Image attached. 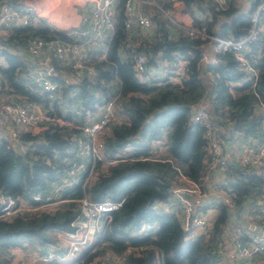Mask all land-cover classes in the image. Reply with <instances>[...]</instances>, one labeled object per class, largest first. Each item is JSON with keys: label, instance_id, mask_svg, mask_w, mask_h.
I'll use <instances>...</instances> for the list:
<instances>
[{"label": "trees", "instance_id": "1", "mask_svg": "<svg viewBox=\"0 0 264 264\" xmlns=\"http://www.w3.org/2000/svg\"><path fill=\"white\" fill-rule=\"evenodd\" d=\"M156 1L163 8L171 7L170 0ZM180 1L186 12L194 7L206 13L204 20L193 19V26H202L205 32L215 36L237 39L247 33L252 14L261 0H244L247 3L245 10L239 9L240 0H226L222 7H218L215 0ZM3 3L16 6L14 0H0V5ZM122 3L123 0H118L116 5L114 33L104 43L107 48L105 59L97 60L100 49H90L86 64L92 65L93 74L78 83L81 85L78 86L81 107H88L97 100L94 92L101 95V100L119 93L120 98L114 107L116 118L108 122L100 149L101 156L106 160L117 154L116 161L105 164L103 160L96 159L88 181L83 183L89 165L88 161H84L86 165L78 175L77 182L65 186L60 192L63 200L57 201L49 209L20 210L4 216L0 208V264H9L12 248L44 255L49 245L58 242L57 233L74 229V219L79 212L77 200L83 196L95 201L122 198V202L110 213L109 221L97 233L96 249L89 251L90 247L85 248L75 259L78 260L77 264H92L96 256L119 255L126 246L139 244L146 246V249L138 254L129 252L124 264H154L156 258L160 264H221L215 253V237L226 220L222 204L218 205L217 215L207 235L195 237L185 236L172 213L155 210L152 206L155 201L168 196L171 181L177 174H183L195 182L201 181L206 166L203 163L205 141L201 127L189 121L191 110L198 103H206L204 108L216 125L224 127L229 123L232 132L260 136L261 112L255 108L256 105L264 108V9L257 16L258 22H262V30L251 43L247 54L256 77L245 79L230 53L214 54V64L201 61L200 52L207 48L206 45L210 46L209 41L173 29L157 8L151 11L155 22L153 36L144 37L145 42L137 38L140 44L124 47V53L128 56L121 58L118 49L127 37L122 26ZM8 31L7 35L0 37V55L6 63L4 67L0 66V77L14 96L10 99L25 106L44 102L42 95L48 94V91L41 90L43 94L38 97L21 83L18 70L23 68L22 63L7 49L23 47L32 38H40L46 43L50 40L74 42L75 37L45 25L42 20L35 26L9 25ZM260 48L262 51L259 53ZM136 53H143L146 62L147 56L151 62L158 55L159 59L166 60L171 66L178 60L177 53L186 62L185 76L176 83L158 80L140 82L134 78L131 69V55ZM56 59L61 68L69 66ZM207 71L210 75L205 76ZM48 77L51 78V75ZM110 79L117 82L118 90L115 92L114 86L107 84ZM229 81H239L240 84L230 86ZM122 115L126 117L125 122L117 118ZM48 120H42L46 121L42 123L45 128L37 134L18 133L16 138L23 146L22 151L0 138V194L11 197L15 204L26 201L38 205L41 200H32V194L39 193L42 199L47 192L50 193L52 184L58 183L71 160H84L75 156L74 150L77 141L82 145L88 143L85 133L80 128L66 127ZM154 140L163 141L165 154L157 157L150 155ZM226 167L236 174L230 186L237 205L249 198L254 188L257 190L264 183L261 177L246 172L244 167L233 163L226 164ZM53 263L67 262L53 258L47 264Z\"/></svg>", "mask_w": 264, "mask_h": 264}, {"label": "built area", "instance_id": "2", "mask_svg": "<svg viewBox=\"0 0 264 264\" xmlns=\"http://www.w3.org/2000/svg\"><path fill=\"white\" fill-rule=\"evenodd\" d=\"M14 1L15 7L5 3L0 5V29L6 30L14 21L20 25H34L37 22L36 16L25 11L23 5H19L17 0ZM170 1L171 7L163 8L156 0H123L122 26L127 32V37L124 39L123 46L118 49L121 58L128 56L127 53H124V47L132 45L130 38L138 34L136 30L143 33L144 37L152 36L154 21L151 11L153 8H157L160 14L172 24L173 29H177L184 35L209 41L212 52L209 54L205 50L201 51L199 58L201 61L214 64L216 62L214 54L230 53L236 60V66L243 71L245 79L256 77V71L252 68L247 54L251 43L262 30V22H258L257 16L264 9V0H261L255 7L247 33L237 39L215 36L205 32L202 26L197 28L192 23L178 20L174 16V2L177 0ZM117 2L118 0L93 1L90 12L81 17L82 22H86L92 27L89 39H83L89 35L88 32L78 31L74 32V42L50 40L45 43L40 38H32L28 41L25 45L28 55L37 58L42 54L44 56L41 62L34 66L36 72L34 80L39 83L42 91H48V94L52 95L57 90L56 84L48 77L52 70L45 63V58L61 59L66 65H69L71 72L76 76L85 74L90 77L93 74L92 67L86 64L89 61L88 51L92 48L100 49L98 57L105 59L107 48H105L103 37L104 34H107L106 39H109L114 32ZM215 2L218 7H222L226 0H215ZM261 51L262 48H260L259 53ZM66 55H74L75 57L70 58ZM175 55L180 57L177 53ZM131 58L134 78L140 82L153 81L146 74V56L143 53H136L131 55ZM160 61L169 72L174 71L166 60L157 59L155 63ZM118 94L114 93L103 100L95 112L94 118L88 123L74 126L80 128L88 137L87 144L82 145L80 141H77L76 151L74 150L75 156L77 155L80 159L82 157L88 158V174L83 183L88 181L89 173L96 159L103 160L105 164H113L116 161L117 154L106 160L101 156L100 149L102 147V135L108 130V122L116 118L114 107L117 105L116 100L120 98ZM256 109L261 112L260 136L244 135L235 131L233 140L224 142L221 138L224 128L213 122L212 116L204 106L198 103L192 108L189 121L201 127V135L205 141L203 163L206 166L201 181L195 182L183 174H177L171 181L168 196L164 200L155 201L152 206L155 210H161L166 206L172 207L173 211L168 210L176 217L180 228L186 233L185 236L195 237L200 233H208L215 220L216 216L207 215L205 209L212 207L218 212V205L222 204L226 212V220L215 237V253L218 255L221 264H264V183L257 190L254 188L251 196L242 200L239 205L233 199V192L232 195L225 194L216 202L211 203L210 206L198 203L199 196L206 192L204 186L208 185L209 171L216 169L221 173L228 163L244 167L246 172L257 175L264 181V108L257 105ZM0 116L6 121L15 123L16 126L37 130L41 128L40 122L42 120L51 119L45 114H38L31 105L25 106L13 99H7V101L0 99ZM8 134L11 138L18 136L16 129L10 130ZM71 135L76 136L75 134ZM84 165H86L84 161L71 160L65 167L58 183L52 184L53 188L50 193L47 192L42 199L39 193L32 194V200L37 202L41 200L38 205L34 206L26 203V201L15 204L11 197L0 194V203L2 204L0 208L3 210V215L9 216L20 210L49 209L57 201L63 200L60 196L61 190L65 186L77 182V177L82 173ZM77 201L79 212L74 219V229L62 233L63 241L60 247L62 253L51 248L44 255L31 256L27 260V264H47L53 258L67 261L78 257L87 247H90L89 251L95 250L98 246L95 245L97 233L109 221L110 213L120 206L122 198L95 201L88 200L83 196ZM145 249L146 246L144 245H128L119 255L96 256L91 263L124 264L125 256L129 252L138 254ZM77 263L78 260L74 262V264ZM154 264H160L159 260L157 259Z\"/></svg>", "mask_w": 264, "mask_h": 264}, {"label": "crops", "instance_id": "3", "mask_svg": "<svg viewBox=\"0 0 264 264\" xmlns=\"http://www.w3.org/2000/svg\"><path fill=\"white\" fill-rule=\"evenodd\" d=\"M17 1L19 2V5H23V8L25 9V11L37 17L36 24L38 23L39 20H42V22L45 25L52 27L54 29L61 30L65 32L66 34L72 35V36H74L75 34L74 32L86 31L89 33V35H87V37L83 39L90 38V32L92 31V27L88 23L82 22L81 17L83 15H87V13L90 12L94 0H17ZM243 2L246 3L244 0ZM240 7L242 6L239 5V8ZM174 16L180 21L189 22V23H192L193 19H197V20L206 19V13L204 12L203 9H199V8L195 9L193 7L192 9H190L189 12L184 11L180 0H177L174 2ZM36 24L32 26H35ZM11 25L20 26V24L17 21H14L13 23H11ZM152 27L155 28L153 25ZM8 33H9L8 28L6 30L0 29V37L5 36ZM106 37H107V34H104L103 39L106 40ZM136 37L139 38L140 41L142 40L138 36V34L136 35ZM206 46L207 48L205 50L208 53H211L212 52L211 47L208 45ZM81 50L83 51L82 46H81ZM7 51L17 56L22 63L23 68L18 70L20 71L18 75V79L21 81V83L24 86H26L30 91L35 93L36 96L42 95L43 93L41 92V87L39 83L34 80L35 73H36L34 71V66L37 63H40L41 59H43L44 56H42V58L31 57L30 55H28L25 49V46L23 47L13 46V48L8 47ZM66 56L70 58L75 57L74 55L73 56L66 55ZM180 57L176 56V59L178 60H176L174 66L171 67L174 70L171 72H169L168 69L165 68L164 65H163V68L159 70H152L150 66H147L146 67L147 77L148 78L152 77L153 81H156V80L169 81L172 83L178 82L181 78L185 76L184 67L186 64V62L182 60ZM101 59H104V58L103 57L97 58V60H101ZM44 61L47 65L51 67V69H53L50 79L56 84L57 90L54 91L52 95H49V94L42 95L44 102H41V103L34 102V103H29V104L38 114L40 115L45 114L46 116H49V118H51L49 119L50 121L48 120L49 122H55L59 125H65L66 127H74V126L83 125V124L88 123L91 119L94 118L95 112H97L98 107L103 101L101 100L102 98L101 95L94 92L93 96L96 97L97 100L90 103L88 107H81L82 105L78 98V86H81V85L78 83L81 81L83 82V80L86 77L87 78L89 77L85 74H81L79 76L74 75L71 72V69L69 68V66H66V65H65L66 67L62 66L61 68L59 60H57L56 58L49 57V58H45ZM5 65L6 63L3 59V56L0 55V66L4 67ZM151 74H154V77L151 76ZM208 75H210V73L207 71L205 73V76H208ZM91 82L93 81H90L89 83ZM107 84H111L114 86V92L118 90L117 82L115 79H110V82ZM228 84L230 86H233V85H239L240 82L239 81H229ZM99 85H102V84H99ZM11 96L13 95L12 93H10V88L7 86L4 80L0 77V99L2 100L3 98L10 99ZM117 118L120 121H124V122L126 121V117L124 115H122L121 117H117ZM45 122L46 121L40 122V127L43 129L45 128L44 126L45 124H42V123H45ZM225 126L223 127L224 130L221 133V138L224 142H231L233 140L235 131L232 132L231 129H229V126H230L229 123H227V125ZM13 129H16L18 133H20L21 131V132H29L32 134H37L39 131L35 128L16 126L15 123L6 121L0 116V138H4L12 147L17 149L18 151H22L23 146L22 144H20V142L17 141V138H14V137L11 138L9 136L8 134L9 131ZM241 137H242V134H241ZM131 143H133V141H131ZM165 153H166V149H165V146L162 140H154L151 143L150 155L157 157L158 155H163ZM83 161H88V160L86 157H84ZM231 167L235 169L234 166H231ZM208 177H209L208 185L204 186V188L206 189V192L205 194L199 196L198 198V201H199L198 203L200 205L204 204L206 206H210L211 203L216 202L221 197H223L225 194L232 195L230 185L234 183L233 181L235 180L236 174L234 175V173H232L227 167L224 168L221 173H219V171L216 169L210 170ZM166 208H163L160 211L169 212L168 209H171L173 211L172 207L166 206ZM205 210H206L207 215L216 216L217 214L216 210L212 207H208ZM200 234H203L205 236L207 235V233H200ZM56 236L58 239V243L61 242L60 244L62 245V241H63L62 233H57ZM51 248H54L53 245L48 246V250H50ZM24 251L26 250H23L21 248H12L11 249V256H12L11 262L13 264H17L21 262L22 260L21 252H24ZM33 252H36V251H33ZM34 255L36 254L34 253Z\"/></svg>", "mask_w": 264, "mask_h": 264}, {"label": "rangeland", "instance_id": "4", "mask_svg": "<svg viewBox=\"0 0 264 264\" xmlns=\"http://www.w3.org/2000/svg\"><path fill=\"white\" fill-rule=\"evenodd\" d=\"M239 3L240 4H242V5H240V6H242V7H240L239 9H241V10H245V9H247V3H244L243 2V0H240L239 1ZM154 27H155V22H154ZM172 32H175L174 30H172V29H170ZM136 32L138 33V36L142 39V42H145V40H144V34L143 33H141V32H139L138 30H136ZM152 32H154V28H152ZM133 38L135 39V40H133ZM133 38L131 37L130 39H131V41H132V46H134V45H139L140 44V41L138 40V41H136V39H137V37L135 36V35H133ZM135 47V46H134ZM133 47V48H134ZM158 59V55H156L155 57H153L152 58V61L151 62H149V56H147V62H146V66H150L151 67V69L152 70H159V69H162L163 68V65L161 64L162 63V61H160V62H158V63H155V60H157ZM148 63V64H147ZM151 76H153L154 77V74H151ZM151 79L153 80V78L151 77ZM2 100V99H1ZM3 100L4 101H7V99L6 98H3ZM205 102L203 101L202 102V105L203 106H205ZM41 129H43V128H40V130ZM39 130V131H40ZM153 142V141H152ZM151 142V143H152ZM61 243V242H60ZM60 243H56L55 245H53V247H54V249L55 250H57L58 252H60L61 251V253H62V249L60 248L61 247V244ZM36 248H34V250H35ZM29 250H31V249H29ZM34 255V252L33 251H30V252H21V262H19V263H17V264H24V263H26L27 262V259H29L31 256H33ZM77 258V257H76ZM76 258H73V259H71V260H67V261H61V262H67V263H63V264H68V262H72V261H75V259ZM76 262V261H75ZM9 264H13L11 261L9 262ZM54 264V263H53ZM60 264V263H59Z\"/></svg>", "mask_w": 264, "mask_h": 264}, {"label": "clouds", "instance_id": "5", "mask_svg": "<svg viewBox=\"0 0 264 264\" xmlns=\"http://www.w3.org/2000/svg\"><path fill=\"white\" fill-rule=\"evenodd\" d=\"M50 68H51V67H50ZM51 70H52V69H51ZM143 225H144V224H143ZM139 245H141V244H139ZM157 259H158V258H156L155 261H156ZM158 260H159V259H158Z\"/></svg>", "mask_w": 264, "mask_h": 264}]
</instances>
